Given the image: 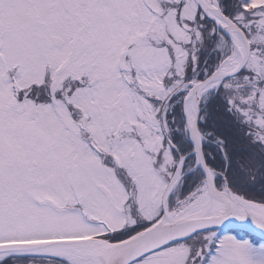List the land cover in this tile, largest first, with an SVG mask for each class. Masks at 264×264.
<instances>
[{
	"label": "snow or ice",
	"instance_id": "obj_1",
	"mask_svg": "<svg viewBox=\"0 0 264 264\" xmlns=\"http://www.w3.org/2000/svg\"><path fill=\"white\" fill-rule=\"evenodd\" d=\"M0 264H264V0H0Z\"/></svg>",
	"mask_w": 264,
	"mask_h": 264
}]
</instances>
